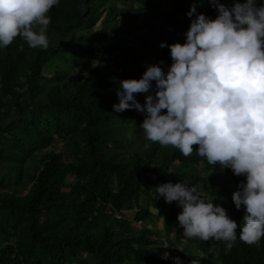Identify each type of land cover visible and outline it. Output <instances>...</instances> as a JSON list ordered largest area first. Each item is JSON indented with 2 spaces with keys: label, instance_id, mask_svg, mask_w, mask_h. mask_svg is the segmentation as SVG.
Wrapping results in <instances>:
<instances>
[{
  "label": "trees",
  "instance_id": "obj_1",
  "mask_svg": "<svg viewBox=\"0 0 264 264\" xmlns=\"http://www.w3.org/2000/svg\"><path fill=\"white\" fill-rule=\"evenodd\" d=\"M218 2L231 9L246 0ZM193 6L194 15H218L210 0H59L48 14L47 49L19 37L0 48V264L162 263L152 231H133L115 214L130 210L135 224L163 218L164 233L183 241L182 209L157 192L168 182L195 187L243 223L232 195L245 176L145 136L137 144L131 133L144 132L145 115L113 109L121 80H138L153 64L167 72L170 48L161 44L185 42ZM58 144L70 149L67 159ZM239 234L230 249L184 241L201 264H264V239L250 246Z\"/></svg>",
  "mask_w": 264,
  "mask_h": 264
},
{
  "label": "clouds",
  "instance_id": "obj_2",
  "mask_svg": "<svg viewBox=\"0 0 264 264\" xmlns=\"http://www.w3.org/2000/svg\"><path fill=\"white\" fill-rule=\"evenodd\" d=\"M210 2L217 17L194 15L193 6L187 14L193 18L185 42L161 44L170 48L172 64L167 72L153 64L140 79L121 80L119 103L113 109L135 108L143 113L140 126L148 141L178 149L184 157L195 151L208 164L246 177L232 195L236 209L245 210L239 225L195 187L183 182L157 186L159 197L169 204L177 202L182 209L177 217L184 235L181 242L214 239L230 249L240 228L239 239L258 247L264 239V5L246 0L229 9L218 0ZM58 3L0 0V48L19 37L30 48L47 49L48 14ZM144 93L149 94L141 104L136 96ZM161 240L168 246L160 252L164 262L157 264H168L173 251L186 257L185 264H197L180 245ZM174 264H182L179 257Z\"/></svg>",
  "mask_w": 264,
  "mask_h": 264
},
{
  "label": "rangeland",
  "instance_id": "obj_3",
  "mask_svg": "<svg viewBox=\"0 0 264 264\" xmlns=\"http://www.w3.org/2000/svg\"><path fill=\"white\" fill-rule=\"evenodd\" d=\"M103 18H101V20H102ZM101 22V21H100ZM100 22L97 24V26L95 27V29H99V25H100ZM107 29V28H106ZM83 70V68H82V65H78L77 67H76V70ZM144 102H145V99H143L142 101H139V103H141V104H144ZM164 111H166V110H164ZM128 131L130 132V129H128ZM128 132V133H129ZM131 135H132V137L134 138V140H138V142L139 143H137V144H140V140H142V138L145 136V134H144V132L143 133H139V134H132L131 133ZM135 144V143H134ZM57 148L59 149V150H61L62 152L64 151V154H65V158L67 159L68 158V156H69V153H70V149L69 148H67V146H65V145H63V144H58V146H57ZM219 185H221V183H218V184H216L215 185V187H214V189L216 190L217 189V187L219 188ZM203 197H205V195L203 196ZM144 197L143 196H141L140 197V199H139V206H144ZM225 210H226V212H227V214H228V216L231 218V219H233L234 220V218H233V216L231 215V212H230V210L229 209H226L225 208ZM133 211H135V209L133 210ZM118 215H116V219H119V220H126V221H129L130 222V227L132 228V230L133 231H135V230H138L140 227H142V226H146L148 229H150L151 231H152V234H153V236H155L156 237V239H159L160 241H162L161 239H163V240H166L167 241V239H168V236H169V239L170 238H172V236H173V234H169L168 236L164 233V231H163V227H162V224H163V218H159V220H156V222H154L153 224H148V223H146L145 221H143V222H141V223H137V224H135L134 223V221L132 220V213L131 212H129V211H127V210H125V211H121V212H118L117 213ZM118 217V218H117ZM236 222H237V224H238V221L237 220H235ZM150 223H152V222H150ZM153 236H150L151 237V239H153ZM167 238V239H166ZM170 241L172 242V243H168L169 245H171V246H174V247H176L177 245H180V247L183 249V250H185V251H188L187 253H189V251H191V248L189 249V246H188V244L187 243H183V242H178V241H176V239H170ZM179 247V246H178ZM190 254V253H189ZM195 261L197 262V264H200V258L198 257V256H195ZM192 261H193V259H191Z\"/></svg>",
  "mask_w": 264,
  "mask_h": 264
},
{
  "label": "built area",
  "instance_id": "obj_4",
  "mask_svg": "<svg viewBox=\"0 0 264 264\" xmlns=\"http://www.w3.org/2000/svg\"><path fill=\"white\" fill-rule=\"evenodd\" d=\"M118 215L117 213L115 214ZM118 218V217H117ZM141 223V222H138ZM168 245L166 243H164L163 247H167ZM179 257L180 260L182 261V264H185V261L187 260L186 257L182 256L181 254H179L177 251H173L172 254H170L167 258V262L168 264H174V258Z\"/></svg>",
  "mask_w": 264,
  "mask_h": 264
}]
</instances>
